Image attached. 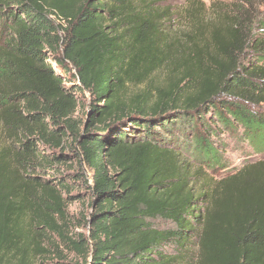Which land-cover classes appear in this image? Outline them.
Instances as JSON below:
<instances>
[{
    "label": "trees",
    "instance_id": "obj_1",
    "mask_svg": "<svg viewBox=\"0 0 264 264\" xmlns=\"http://www.w3.org/2000/svg\"><path fill=\"white\" fill-rule=\"evenodd\" d=\"M167 1L0 0V264L58 245L86 264H264V157L208 174L226 164L221 133L240 127L264 154V0H189L181 15Z\"/></svg>",
    "mask_w": 264,
    "mask_h": 264
},
{
    "label": "rangeland",
    "instance_id": "obj_2",
    "mask_svg": "<svg viewBox=\"0 0 264 264\" xmlns=\"http://www.w3.org/2000/svg\"><path fill=\"white\" fill-rule=\"evenodd\" d=\"M189 0H169L167 1L168 4H170L177 13H180V15L185 10L186 4ZM204 2L205 6L207 7L211 2L213 1H221V2H230L232 0H201ZM182 11V12H181ZM208 11V10H206ZM211 17L212 10L209 12ZM172 24L174 27L179 30L184 28V20L179 19V16L176 15V17H173ZM52 67L61 74L62 82L65 84H69V82H75L73 79H71V76L69 73L62 71L60 68L56 66L54 62H52ZM168 73V70L166 67L158 70L154 74L155 82H164L166 79V74ZM78 99L81 103H83L87 97V92L83 93V96L77 93ZM83 106L78 108V111L75 113V116L79 118L84 119V114L82 113ZM238 132L234 133H227L224 132L221 133V139L225 143V158H226V164L225 167L222 169H219L217 172L211 173V171H208V174L214 176V178H221L224 177L230 173L235 172L239 168H241L243 165L256 161L258 159H261L264 157V154L262 153H256L252 150V148L249 146L248 142L244 139L240 138L241 128L239 127ZM65 153L68 155L73 154L69 148L65 149ZM70 158V157H69ZM78 164L75 160L69 159V161L65 164H62L59 169V173L63 174V176L72 175V173H75L78 171ZM58 172V171H57ZM86 176L89 175L88 172H85ZM51 177H58V175L51 173ZM72 194H75L78 192L80 195L77 196V199H73L68 204V214L71 219V226L69 228V235L77 240V235L81 233L83 237H87L88 231L87 227L83 225L82 218L87 217L89 214L90 208H89V193L85 187L84 184L81 182L79 183H73L72 185ZM154 224L158 227H170V225L163 221V220H157L154 222ZM190 245H188V248L190 249V259L188 260L191 262L193 260V257L197 254V247L195 245V239L192 241H189ZM58 251H55L53 248H51V253L48 257H41L36 259V261L33 264H40L41 261H46L47 264H86L84 261L83 256L81 253L77 252L76 250H67L63 246L58 245ZM174 250V249H173ZM167 251L172 253V246L167 247ZM188 262V263H189Z\"/></svg>",
    "mask_w": 264,
    "mask_h": 264
}]
</instances>
